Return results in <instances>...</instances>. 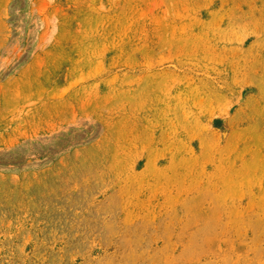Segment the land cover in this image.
<instances>
[{
    "label": "rangeland",
    "instance_id": "1",
    "mask_svg": "<svg viewBox=\"0 0 264 264\" xmlns=\"http://www.w3.org/2000/svg\"><path fill=\"white\" fill-rule=\"evenodd\" d=\"M0 264H264V0H0Z\"/></svg>",
    "mask_w": 264,
    "mask_h": 264
}]
</instances>
